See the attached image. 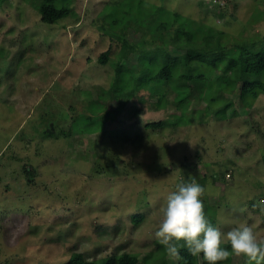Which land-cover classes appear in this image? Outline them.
<instances>
[{
	"label": "rangeland",
	"instance_id": "374dc122",
	"mask_svg": "<svg viewBox=\"0 0 264 264\" xmlns=\"http://www.w3.org/2000/svg\"><path fill=\"white\" fill-rule=\"evenodd\" d=\"M39 2L0 0V264L150 250L160 252L157 264H175L154 239L158 210L175 184L191 178L205 188L214 227L226 233L245 223L264 240V92L246 106L236 82L219 97L229 107L218 118L217 104L207 107L204 99L179 112L166 87L168 98L158 100L147 88L127 97L115 86L132 85L115 67L137 60L133 42L160 41L141 26L151 16L179 12L220 33L226 46H258L264 0H54L69 12L52 23L41 19ZM179 61L195 89L197 74ZM147 77L159 79L156 72ZM158 120L165 123L147 124ZM222 247L231 252L227 241ZM196 264H204L201 256ZM218 264L248 262L232 254Z\"/></svg>",
	"mask_w": 264,
	"mask_h": 264
},
{
	"label": "trees",
	"instance_id": "16d2710c",
	"mask_svg": "<svg viewBox=\"0 0 264 264\" xmlns=\"http://www.w3.org/2000/svg\"><path fill=\"white\" fill-rule=\"evenodd\" d=\"M37 8L41 19L48 23L55 22L69 12V5L57 6L54 0H40ZM160 14L162 15L159 19L151 16L141 24V26L149 28L151 32H157L153 35L160 41L157 42V39L153 38L152 40L155 42L147 38L134 41L132 50L137 53V60L132 62L131 66L125 65L121 60L116 63L117 78L120 75L122 77L123 72H128L129 79L132 82L129 90L122 87L121 91L117 88L119 84H115L117 93L130 97L135 89L142 87L147 88L156 95V99L166 100L170 94L166 90L170 89L174 92L171 95L172 100L181 112L187 107V103H190L194 98L196 101L204 99L207 107H213L214 104L222 102L220 96L224 92L230 91L236 85V82H241V98L246 106H250L251 101L257 97L259 92H264V42L258 46H256L255 40L249 44L235 42L231 46H226L221 41L220 33L206 30L205 27L207 26L205 24L197 23L194 19L179 12L171 13L170 10H164ZM136 20L133 22L139 25L141 20ZM174 23L177 26L172 28L171 25ZM165 29H168V31L165 32ZM153 35L151 34L152 37ZM165 44L171 45L174 50L164 49ZM215 46H217L216 52L212 50ZM98 59L100 62L105 63L108 59V51H102ZM180 59L184 61L187 72L192 71L193 73L194 71L197 74L198 85L195 89H191L190 83L185 78V71L180 70ZM205 66L211 68L209 74L202 71ZM134 69H139L143 73L141 78H138ZM147 72L149 74L156 72L159 79L150 82ZM156 105L160 107L157 103ZM228 107V102L217 104L215 115L218 118L225 117ZM181 114L183 117L186 116L184 113ZM101 117L102 120L107 118L106 112ZM95 120H97L96 116ZM163 123L165 121L158 120L147 124L159 127ZM47 130L48 134H54L53 129L50 127ZM139 218V215L134 216L135 221ZM158 256H160V252H156V250H150L142 256L136 252L123 251L118 254L111 253L100 258L89 259L81 251H74L67 261L59 264H140V261L145 264H157L155 260ZM180 256V260H174L175 264H196L197 257H193L185 248H181ZM201 258L203 260L202 254ZM171 261L173 262V260ZM203 262L207 264L206 261L203 260ZM162 264H170L169 259L164 260Z\"/></svg>",
	"mask_w": 264,
	"mask_h": 264
},
{
	"label": "clouds",
	"instance_id": "9594fccd",
	"mask_svg": "<svg viewBox=\"0 0 264 264\" xmlns=\"http://www.w3.org/2000/svg\"><path fill=\"white\" fill-rule=\"evenodd\" d=\"M204 193L205 188L191 178L175 184L164 198L154 239L167 256L178 261L181 248H185L193 257L202 254L207 264H218L232 254L245 257L248 264H264V240H258L254 229L245 223L226 233L214 227L205 214ZM225 241L231 252L222 247Z\"/></svg>",
	"mask_w": 264,
	"mask_h": 264
}]
</instances>
